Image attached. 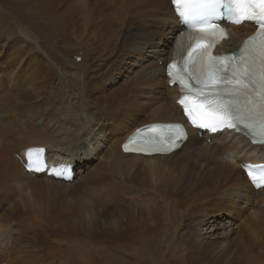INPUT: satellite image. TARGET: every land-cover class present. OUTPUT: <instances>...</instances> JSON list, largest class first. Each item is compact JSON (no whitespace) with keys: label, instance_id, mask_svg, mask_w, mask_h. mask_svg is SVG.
Returning a JSON list of instances; mask_svg holds the SVG:
<instances>
[{"label":"bare ground","instance_id":"6f19581e","mask_svg":"<svg viewBox=\"0 0 264 264\" xmlns=\"http://www.w3.org/2000/svg\"><path fill=\"white\" fill-rule=\"evenodd\" d=\"M1 2L15 33H0V264H264V187L240 169L264 147L190 130L170 155L121 153L140 126L184 123L164 78L182 32L170 0ZM33 147L74 176L27 173Z\"/></svg>","mask_w":264,"mask_h":264},{"label":"snow or ice","instance_id":"6c2138e0","mask_svg":"<svg viewBox=\"0 0 264 264\" xmlns=\"http://www.w3.org/2000/svg\"><path fill=\"white\" fill-rule=\"evenodd\" d=\"M178 20L192 32L191 43L180 61L169 63L170 84H179L183 93L178 103L196 129L247 131L264 144V0H170ZM246 4L247 7H242ZM223 9V11H221ZM252 21L258 31L249 37L240 55L214 56L210 49L226 36L224 24ZM194 33L195 35H193ZM183 47V45H182ZM258 49L252 55L249 49ZM182 63L179 73L175 72ZM161 130V131H157ZM188 133L180 123L146 125L137 129L124 144L126 152L167 155ZM45 149H29L28 170H47L42 159ZM252 184L261 187L264 165L245 166ZM68 166L56 167L54 174L65 176Z\"/></svg>","mask_w":264,"mask_h":264},{"label":"rangeland","instance_id":"374dc122","mask_svg":"<svg viewBox=\"0 0 264 264\" xmlns=\"http://www.w3.org/2000/svg\"><path fill=\"white\" fill-rule=\"evenodd\" d=\"M1 1L2 0H0V33H1V31L8 30L9 29L8 31L10 33L14 34L15 33V31H14L15 28H14L13 23L11 22L12 19H13L11 17V14H10L11 12H10L9 8H5V9H7V11L4 10V9H2L3 7L1 6L2 5V2ZM1 18H3L5 20V22H6L4 25H1ZM71 165L73 166V174H75V165H73V164H71ZM242 207H245V205H243ZM240 216H241V218L239 217V220L235 221L234 222L235 225L232 226V227H229V226H222L221 227V226H217L216 224H212V226H213L212 232H214V239H216L217 241H227V239H230L231 238V228H234L235 226L241 224V222H244L245 220L242 219V218H243V216L245 218L247 215L244 214V215H240ZM219 217L226 218L227 215H223L222 214V215H219ZM176 243L177 242H174L173 243V246L176 245ZM167 244H168V246H166ZM159 248H162V249L172 248L171 247V242H166V240L164 241V239L162 238V239H160V246H159ZM155 262H157L156 259H155ZM155 262L152 261V263H155Z\"/></svg>","mask_w":264,"mask_h":264}]
</instances>
